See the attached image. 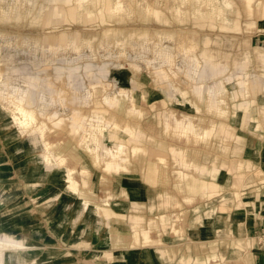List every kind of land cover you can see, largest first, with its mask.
Instances as JSON below:
<instances>
[{"label": "rangeland", "instance_id": "1", "mask_svg": "<svg viewBox=\"0 0 264 264\" xmlns=\"http://www.w3.org/2000/svg\"><path fill=\"white\" fill-rule=\"evenodd\" d=\"M120 1L116 11V0H0V239L29 246L0 248L2 264H18L13 254L23 264H138L158 227L143 211L147 197L163 199L175 223L203 208L215 239L217 222L256 212L264 245V202L255 199L264 189L255 163L264 148V0H226L222 13L225 0ZM202 53L227 69L212 77ZM191 55L204 81L186 74ZM195 85L214 86L218 110ZM18 106L35 116L31 126L14 120ZM185 115L215 125L212 136L178 132L174 118ZM113 130L122 150L98 142ZM220 234L226 251L253 246ZM212 246L199 264H232Z\"/></svg>", "mask_w": 264, "mask_h": 264}, {"label": "crops", "instance_id": "2", "mask_svg": "<svg viewBox=\"0 0 264 264\" xmlns=\"http://www.w3.org/2000/svg\"><path fill=\"white\" fill-rule=\"evenodd\" d=\"M261 56L264 58V55ZM221 67L222 64L220 62L217 68L210 69L212 71L211 76L215 77L216 72L227 69L226 66H224V69H222ZM186 74L189 76V78H195V80L199 81H204V78H206L205 71L201 75H198L193 73L192 69H190L189 66L187 68ZM232 79L233 78L231 77L227 78V80ZM239 82L240 80H238L237 82L238 85ZM209 90L213 91L214 94L209 95ZM244 91V94L247 93L248 87L247 89L245 88ZM173 92H178L181 97L184 96V93L182 91H179L178 89L173 90ZM194 92L199 97V101H203L204 93L207 92L208 96L211 99L209 107L215 110L219 109L218 101L216 99L217 92L215 91L214 86L206 88L204 85H195ZM172 94L173 93H171V95ZM179 94L174 95V99L181 102L179 99ZM194 107L195 109L199 110L198 105H195ZM220 113L223 114V112L221 111ZM174 123L178 132L183 133V135L188 138L192 135L197 141L208 140L209 137L214 133L213 127H215V125H211V128H201L199 124L195 122L194 117L190 115H185L183 119H178L175 117ZM166 125L169 126L170 124L166 123ZM221 126H223L222 123ZM183 127L187 128L185 132L183 130ZM255 153L257 155L255 158V163L259 168L262 169L264 173V148L260 152L255 151ZM179 156L184 159L182 154H180ZM257 197H261L260 201L264 202V189L260 193V195L255 196V199ZM146 199V207H143V211H145V213L149 217L154 216L153 218L155 220L156 226L158 225V227L151 230V232H154L153 238H150V240H144L143 243L141 242L137 257L138 264H199L204 260H208L209 253L211 252V246L215 243L218 244V242V255L222 256L224 254L225 258L227 260L229 259V262H231L232 264H264V245H259L258 239L261 225L258 226L259 223L253 218V215L256 212H250L247 214L246 211L238 209V211L234 212L230 218L235 221L237 226L235 224L234 226H231V224H227L228 222L226 221V223L224 221L217 222L216 225H218V227L215 226V230L217 233L215 239L211 237V234L214 233L213 230L208 227L206 228L205 222H207L209 218H205L209 216V213L208 215L206 213H203V208H195L191 210V213L184 214L185 224L183 223V217H181V215L177 216L176 222L180 220L179 223H175L172 214H169V217L167 216V214H163L162 211L165 208L163 206V199H159L158 197H147ZM219 217H223V214H220ZM157 221H159V223ZM163 221H169V223ZM162 222L164 223L163 226ZM175 227H177V233L179 232L183 235L174 234ZM222 231H224L226 235L228 232H235L237 235H233L234 239H236L235 241L237 242H243L246 240V238H248L250 240V243H253L252 248L247 250V252L245 253L241 252V250H239L238 248H235L232 252L226 251V243H223V240L222 242L219 240V238H221L222 236L220 234V232ZM184 236L185 239H183ZM211 241L213 242L212 244ZM237 250H239L240 252L238 253ZM131 257L132 256H129L128 259H131Z\"/></svg>", "mask_w": 264, "mask_h": 264}, {"label": "bare ground", "instance_id": "3", "mask_svg": "<svg viewBox=\"0 0 264 264\" xmlns=\"http://www.w3.org/2000/svg\"><path fill=\"white\" fill-rule=\"evenodd\" d=\"M79 2V4H81V6L87 2L88 0H77ZM185 1V0H183ZM201 1L202 0H196V3L199 5H201ZM252 0H246V3H251ZM261 3V2H260ZM196 7L195 9V12L196 13H201V10L199 7ZM124 6L122 4V2L120 0H116L115 2V10L118 11V10H123ZM232 8V4L228 1H223L221 3V6L217 9V13H222L224 9H230ZM175 10H176V13H180V8L179 7H175ZM155 15L158 16V11H154ZM73 46H75L74 48H76L77 50V43L76 41H73ZM89 46H90V43H89ZM91 47V46H90ZM200 59L203 61L204 63V66H207L208 68L210 69H215L218 65H219V62H215L213 57L211 58L210 56L206 55V54H201L200 56ZM199 57L195 56V55H191V57H188L189 59V67L190 69H192L193 73L195 74H198V75H201L205 69L204 67H202V69H199L200 68V62H199ZM225 70H222L220 72H216L215 76L218 75V73L222 74ZM248 77V76H247ZM245 79H241L239 83L243 84ZM263 83V82H262ZM32 86V85H31ZM264 86V85H263ZM96 89V88H95ZM16 91V90H15ZM50 91V90H49ZM51 92V91H50ZM17 93V92H16ZM15 94V93H14ZM208 94L209 95H213V91L209 90L208 91ZM20 95V94H19ZM39 95V94H38ZM21 96V95H20ZM22 97V96H21ZM33 97V96H32ZM40 97H41V100L40 102L43 103L44 101V97L40 94ZM117 97V96H116ZM116 97H110V96H107L106 97V102L110 103L111 101L115 102V101H118V99ZM20 98V97H19ZM124 100V99H123ZM20 101H22L20 99ZM24 101V100H23ZM14 103V102H13ZM18 103V101H17ZM23 103V102H22ZM21 106V105H20ZM15 107L14 108V111H13V118L14 120L18 123V125H20L21 127H29L30 124H32L31 122H33L35 118L34 116V119H33V116H32V113L31 112H28L26 110H24L22 107ZM24 106V105H23ZM116 106V105H115ZM34 111V110H33ZM129 113V112H128ZM34 114V113H33ZM13 122V121H12ZM16 124V123H15ZM31 126V125H30ZM97 127H101V126H97ZM117 129V127L115 126V130ZM113 130L110 132L109 135H104L103 136H100L102 138H99L98 142L99 143H102V141L104 139H110L111 141H114L113 142V148H119L120 150H122L123 147L120 146V144H118L117 142H115V139L117 137V134H116V131ZM183 130L184 132L187 130V128L183 127ZM202 134V133H201ZM92 148H94L96 151H98V147L97 146H92ZM137 149H136V152H134V154L137 153ZM119 154V152H117ZM120 155V154H119ZM42 160L45 162V163H49L52 164V158L46 154L44 156H42ZM63 160L62 157H60V161ZM47 165V164H46ZM68 180V188L72 190V192H74V194L78 193V191H80V189H78V184L77 183H69V182H72L70 180V177L68 176L67 178ZM75 184V185H74ZM4 246H8V247H11L13 250H16V251H23V252H26L25 250H28L29 246L24 243V242H21V241H18V240H5V239H0V248L2 250V247ZM0 250V251H1ZM13 257L15 258V262H17L18 264H23L24 261L17 256V254H13ZM2 261H3V255H2V251L0 252V264H2Z\"/></svg>", "mask_w": 264, "mask_h": 264}, {"label": "built area", "instance_id": "4", "mask_svg": "<svg viewBox=\"0 0 264 264\" xmlns=\"http://www.w3.org/2000/svg\"><path fill=\"white\" fill-rule=\"evenodd\" d=\"M261 36H263V38H264V33H263V34H261ZM263 238H264V233H263Z\"/></svg>", "mask_w": 264, "mask_h": 264}]
</instances>
